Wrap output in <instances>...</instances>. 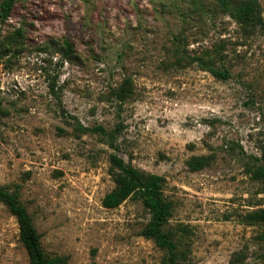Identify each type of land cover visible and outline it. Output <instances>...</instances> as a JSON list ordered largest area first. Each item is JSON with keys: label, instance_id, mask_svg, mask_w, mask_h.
I'll return each instance as SVG.
<instances>
[{"label": "rangeland", "instance_id": "obj_1", "mask_svg": "<svg viewBox=\"0 0 264 264\" xmlns=\"http://www.w3.org/2000/svg\"><path fill=\"white\" fill-rule=\"evenodd\" d=\"M257 3V23L243 27L210 0H15L0 23V186L16 187L45 254L159 263L162 251L138 235L148 213L137 201L101 207L112 153L163 178L168 225L185 228L183 264H264L257 227L240 220L264 198L246 173L264 143ZM123 80L130 94L118 102ZM76 124L111 130L113 146ZM191 155L212 159L191 171ZM7 213L0 203V264H26Z\"/></svg>", "mask_w": 264, "mask_h": 264}, {"label": "trees", "instance_id": "obj_2", "mask_svg": "<svg viewBox=\"0 0 264 264\" xmlns=\"http://www.w3.org/2000/svg\"><path fill=\"white\" fill-rule=\"evenodd\" d=\"M219 11L226 13L235 24L243 27H251L258 21L257 0H210ZM15 0H0V23L11 13ZM64 50L61 54L67 55L70 46L67 41H62ZM180 58V57H179ZM178 60V58H177ZM186 63H195L201 71L217 79H226L229 74L224 69L214 67L210 60H201L193 56H187ZM112 95L118 102L123 101L129 94V81L123 82L112 89ZM74 131L83 133L86 131L98 132L104 137L108 147H112V131H106L101 127L87 129L79 124L73 128ZM259 156L254 157V163L247 165L246 173L249 179L258 186L257 192L264 194V143L258 148ZM211 156H189L185 160L188 170L199 171L210 164ZM108 173L112 185L108 191L103 193L101 207L117 208L125 200L137 201L148 216L138 230V235L150 239L153 245L162 251L158 264H183L188 255L187 248L182 247V238L185 228L182 226L168 225V219L173 212V204L162 195L163 178L152 172L137 169L124 162L115 154H108ZM0 203L4 206L7 214L14 220L16 236L19 244L25 250L26 264H64L66 256L47 255L42 250L40 236L35 232L28 212L19 201L17 189H7L0 186ZM241 223L247 226H256V241L264 244V198L262 204L246 212L241 218ZM237 257V256H236ZM264 260V247L261 252ZM237 259V258H236ZM235 259V260H236Z\"/></svg>", "mask_w": 264, "mask_h": 264}]
</instances>
